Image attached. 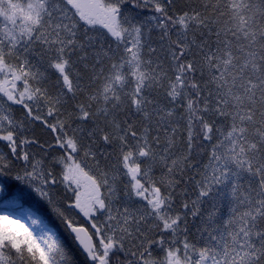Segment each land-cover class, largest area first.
<instances>
[{
    "label": "snow or ice",
    "instance_id": "obj_1",
    "mask_svg": "<svg viewBox=\"0 0 264 264\" xmlns=\"http://www.w3.org/2000/svg\"><path fill=\"white\" fill-rule=\"evenodd\" d=\"M0 264H264V0H0Z\"/></svg>",
    "mask_w": 264,
    "mask_h": 264
}]
</instances>
